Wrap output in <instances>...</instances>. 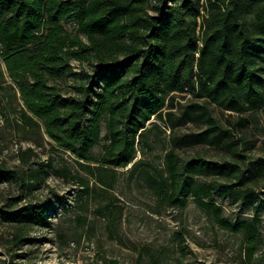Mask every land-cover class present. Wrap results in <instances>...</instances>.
<instances>
[{
  "label": "trees",
  "instance_id": "1",
  "mask_svg": "<svg viewBox=\"0 0 264 264\" xmlns=\"http://www.w3.org/2000/svg\"><path fill=\"white\" fill-rule=\"evenodd\" d=\"M63 21L75 22L77 32L67 31ZM0 58L25 109L42 121L56 145L78 159L95 160L92 147L105 118L109 145L93 176L110 186L101 174L104 165L125 167L133 161L137 140L146 139L147 122L153 116L163 120V109L173 106L175 93L189 90L204 98L196 116L209 125L207 139L228 147L236 143L207 104L237 113L240 124L246 121L244 112L264 106V0H0ZM71 60H87L92 70L77 72ZM60 72L74 76L72 95H62L47 83ZM165 158V169L155 168L149 175L162 199L184 206L190 197L219 226L243 231L250 259L259 206L251 219L232 222L213 192L234 201L257 199L263 206L264 198L249 185L214 186L194 179L192 172L201 159L181 164L174 150ZM211 164L240 178L236 162ZM10 172L0 168L3 178ZM54 172L72 175L67 168ZM82 185L87 188V182ZM46 210V204H30L6 213L14 222L11 246L24 240L28 226L45 222ZM8 264L17 263L11 257Z\"/></svg>",
  "mask_w": 264,
  "mask_h": 264
},
{
  "label": "rangeland",
  "instance_id": "2",
  "mask_svg": "<svg viewBox=\"0 0 264 264\" xmlns=\"http://www.w3.org/2000/svg\"><path fill=\"white\" fill-rule=\"evenodd\" d=\"M63 26L77 32L73 21H63ZM71 65L77 72L92 70L87 60H71ZM73 81V75L60 72L47 83L69 96ZM174 95L173 106L163 109V120L153 116L147 122L146 139L137 140L133 161L125 167L104 165L101 174L111 183L105 186L93 176L109 145L105 118L92 147L95 160L78 159L56 145L42 121L25 109L0 58V168L13 170L8 178L0 176V264H8L11 257L17 264H264V206L257 199L234 201L213 192L232 222L251 219L259 206L258 235L248 259L243 231L219 226L190 197L184 206L164 201L149 177L155 168L165 169V154L174 150L181 164L201 159L192 172L194 179L214 186L249 185L264 198V106L244 112L246 121L240 124L237 113L207 104L220 128L232 133L236 143L228 147L205 137L209 125L196 116L204 98L189 90ZM224 160L239 164V179L211 164ZM57 168H67L72 175L56 174ZM30 204H46V220L28 226L24 240L11 246L14 222L5 215Z\"/></svg>",
  "mask_w": 264,
  "mask_h": 264
}]
</instances>
